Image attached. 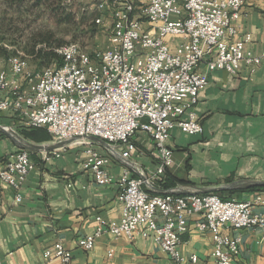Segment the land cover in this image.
<instances>
[{
	"label": "built area",
	"instance_id": "1",
	"mask_svg": "<svg viewBox=\"0 0 264 264\" xmlns=\"http://www.w3.org/2000/svg\"><path fill=\"white\" fill-rule=\"evenodd\" d=\"M244 0H95L101 26L107 32V46L94 48L78 78L67 76V58L62 56L53 76L34 71L10 72L18 65L7 58L0 67V111H10L25 129L45 128L51 142L78 135H94L120 148L130 159L136 149L134 135L147 133L153 140L157 166L147 180L163 175L174 161L168 144L174 128L188 134L201 133L196 106L199 93L208 83V73L223 69L237 74L242 64L250 72L264 58L249 47L250 32L240 33L237 20ZM169 37H179L175 46ZM80 54L76 42L67 44ZM204 63V70L197 68ZM84 146L81 167L91 173L100 185L111 184L108 170L112 158L93 146L92 140L73 141ZM46 150L43 159L60 155L61 149ZM32 167L29 151L18 149L0 160V180L19 191ZM144 172L134 175L124 169L116 179L122 202L121 216L104 220L96 216L94 230L78 238L85 250L94 247L103 233L152 239L175 263L196 262L180 249L182 236L188 230V219L198 215L196 226L209 230L211 256L216 264H238L239 235L223 233V227L235 229L258 227L264 248V205L257 195L254 200L224 199L215 193H155L145 187ZM111 251V250H110ZM71 264L72 252L61 241L42 251L39 264ZM0 264L2 260L0 258Z\"/></svg>",
	"mask_w": 264,
	"mask_h": 264
},
{
	"label": "crops",
	"instance_id": "2",
	"mask_svg": "<svg viewBox=\"0 0 264 264\" xmlns=\"http://www.w3.org/2000/svg\"><path fill=\"white\" fill-rule=\"evenodd\" d=\"M240 33L250 32L249 47L256 53L264 50V0H244L237 20ZM172 46L181 38L169 37ZM7 62L0 60V67ZM200 63L198 70H204ZM196 112L203 130L188 134L174 128L168 139L174 161L150 184L163 191L187 189L188 185L215 187L240 179L264 181V58L255 72L242 64L237 74L218 69L208 73V83L199 93ZM0 125L15 130L24 139L37 144L20 132V124L10 111H0ZM136 149L130 159L120 148L93 144L112 162L108 170L114 181L97 184L90 172L81 167L84 146L74 142L62 148L60 155L43 159L46 150H28L32 167L20 187L21 201L16 191L0 180V258L2 264H39L42 251L61 241L72 252L71 264H178L171 260L150 238L136 235L130 239L101 234L93 248L78 246L79 237L90 233L97 225L96 216L104 220L121 216L116 179L124 169L150 177L157 166V154L152 138L143 131L134 135ZM74 144V145H73ZM78 144V145H77ZM73 145V146H72ZM21 149L13 138L0 130V160ZM151 192L161 193L145 183ZM230 190V189H224ZM231 197L264 199L263 189H235ZM264 212V205L255 204ZM198 215L188 219V230L182 236L181 252L186 257L196 254L197 261L182 264H216L211 256L212 237L209 230L196 226ZM223 233L239 235L238 264H264L262 233L258 227L235 229L223 227ZM111 250V251H110ZM52 264H59L53 260Z\"/></svg>",
	"mask_w": 264,
	"mask_h": 264
},
{
	"label": "rangeland",
	"instance_id": "3",
	"mask_svg": "<svg viewBox=\"0 0 264 264\" xmlns=\"http://www.w3.org/2000/svg\"><path fill=\"white\" fill-rule=\"evenodd\" d=\"M60 2L63 10L55 13L45 5L33 6V1H27L21 8H12L6 0H0V60L6 61L13 52H19L18 55L28 61L29 70L36 71L40 67L32 48L44 47L40 40L49 39L52 48L58 47V43L62 44L56 51H63L71 42L78 43L80 51L84 53L107 46V32L95 23L98 15L95 0ZM52 63L48 66L55 65ZM22 128L19 127L20 131Z\"/></svg>",
	"mask_w": 264,
	"mask_h": 264
},
{
	"label": "trees",
	"instance_id": "4",
	"mask_svg": "<svg viewBox=\"0 0 264 264\" xmlns=\"http://www.w3.org/2000/svg\"><path fill=\"white\" fill-rule=\"evenodd\" d=\"M27 1H33V6H41V5H45L47 8H51L52 11H54L55 13H57L58 11H62L63 10V6L61 5L60 0H6V2L13 8H21L23 5H25V3ZM53 13V12H52ZM69 20V19H67ZM40 43L44 44L45 46L42 48H38L35 50V47H33L32 49V53L37 57L38 59V63L37 66L40 67L39 69L42 68V66L44 67L49 65V63L51 62H55L58 66L62 64L63 62V58L62 56H64L63 52H61L62 50H57L56 48L61 47L62 44L58 43V47H50V40L49 39H45V40H40ZM68 47L65 46V48ZM19 52H13V54H11L8 58L10 57H20ZM45 68V67H44ZM24 136L31 138L35 141H42V140H50L51 135L50 133L45 129V128H32V129H25L22 128L20 131ZM247 189H263L264 190V186H253ZM240 190V189H239ZM237 191L235 189H230V190H220V191H215L212 193L218 194L219 196H221L224 199H228L231 198V194L232 192Z\"/></svg>",
	"mask_w": 264,
	"mask_h": 264
},
{
	"label": "water",
	"instance_id": "5",
	"mask_svg": "<svg viewBox=\"0 0 264 264\" xmlns=\"http://www.w3.org/2000/svg\"><path fill=\"white\" fill-rule=\"evenodd\" d=\"M0 130L4 131L7 135L13 138L21 149H26V150H51L54 148L62 147L79 138L90 139L96 143H99L106 147L111 148V145L108 142L94 135H83V136L78 135V136H74L73 138L66 139L63 141L53 142L51 144H37V143H33L29 140L24 139L15 130L11 128H7L6 126L0 125ZM142 178L146 181V184H148L151 188L156 189L158 191L160 190L152 186L150 182H148L147 177L145 175H142ZM253 186H264V181L257 180V179H240V180H236V181L230 182L222 186L203 187V186H196V185H188L189 188L187 189L182 188V189H173V190H167V191L160 190L159 192L161 193L170 192V193H175V194H203V193H211L215 191H220L224 189H246V188H250Z\"/></svg>",
	"mask_w": 264,
	"mask_h": 264
},
{
	"label": "bare ground",
	"instance_id": "6",
	"mask_svg": "<svg viewBox=\"0 0 264 264\" xmlns=\"http://www.w3.org/2000/svg\"><path fill=\"white\" fill-rule=\"evenodd\" d=\"M95 23L101 26V16L98 14L95 18ZM64 56L67 58V76L71 78H78V71L83 70L84 64L92 57L93 49L89 53H84L80 51L79 55H76L75 62V54L74 51H70L69 46L66 47L63 51ZM18 65H10V72H18V73H26L29 70V63L23 57H10ZM35 73L40 74L41 76H53L56 73V65H50L40 70H34Z\"/></svg>",
	"mask_w": 264,
	"mask_h": 264
}]
</instances>
